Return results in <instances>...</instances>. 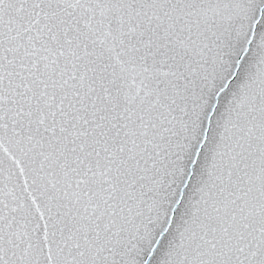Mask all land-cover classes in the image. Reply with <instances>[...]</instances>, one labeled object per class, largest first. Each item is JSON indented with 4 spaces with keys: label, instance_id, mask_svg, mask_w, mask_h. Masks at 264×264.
Wrapping results in <instances>:
<instances>
[{
    "label": "snow or ice",
    "instance_id": "obj_1",
    "mask_svg": "<svg viewBox=\"0 0 264 264\" xmlns=\"http://www.w3.org/2000/svg\"><path fill=\"white\" fill-rule=\"evenodd\" d=\"M0 264H264V0H0Z\"/></svg>",
    "mask_w": 264,
    "mask_h": 264
}]
</instances>
